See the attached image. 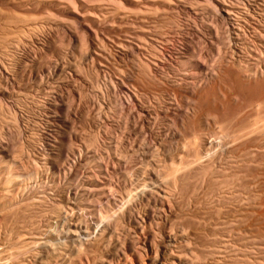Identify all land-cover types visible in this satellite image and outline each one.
Wrapping results in <instances>:
<instances>
[{
	"label": "bare ground",
	"instance_id": "1",
	"mask_svg": "<svg viewBox=\"0 0 264 264\" xmlns=\"http://www.w3.org/2000/svg\"><path fill=\"white\" fill-rule=\"evenodd\" d=\"M237 1L245 5L241 2L236 5ZM255 1L0 0V264H264V257L260 255L264 252H260L264 249V242H260L263 239H249L248 229L242 232L239 231L242 228L238 229V234L243 233L240 243L219 235L220 240L214 238L215 243L197 241L199 230L196 233L179 222L183 215L179 213L182 198L178 200L179 182L185 180L187 184L189 178H198V182L211 179L213 162L218 154L223 155L237 147L245 149L250 140L257 142L249 143L248 147L264 150V105L255 102L249 112L246 110L237 120L233 118L234 124L230 128H221L217 137L211 132L198 134L193 130L182 143L175 141L182 131L186 134L188 127L185 129L183 120L188 117L194 94L206 81L216 77V70L229 72L230 69L237 82L242 84L250 85L263 78L264 57L261 58L260 53H264V5H255ZM40 19L50 24L67 22L68 26H63L61 31L64 33H61L70 48L68 52L77 55L84 70L97 78L94 83L102 88L100 102L118 110L119 117L113 126L119 132L116 138H120V148L106 147L103 151L99 149L101 152L92 149L89 152L93 151V154L88 155L87 150L81 151L82 139H76L80 144L78 148H66L64 136L54 127L65 123L60 114H66L70 107L66 110L61 98L56 96L44 98L48 110L55 112L48 116L49 124L37 138L28 134L21 115L12 110L9 112L5 107L6 100L16 91L8 92L7 85L26 87L30 77L41 78L39 73L47 70L17 43L21 34L40 41L41 49L49 48L51 33L48 36L45 32L46 36H41L37 32ZM15 34H19L18 39ZM203 48H207L206 52ZM213 56L217 57L216 65L210 67L212 63L209 65L207 61ZM60 61L47 71L48 78L65 77L68 63L65 59ZM28 65L31 70H26ZM5 110L11 113L9 117L16 126V139L15 135L12 137L4 132V116L8 119ZM112 117L104 115V128L111 126ZM198 119L195 123L200 128L205 122L202 124L203 121L200 123ZM92 123L96 126V122ZM172 146L180 153L187 152V156L181 155L176 161H170L165 165L167 170L164 165L162 170L159 167V172L152 165L156 166L159 155ZM75 152L78 156H74ZM148 154L153 160L157 158L156 164L150 159L151 163L144 161L151 165L148 169L147 164L145 168L138 165L142 167L138 170L142 173L139 180L137 170L130 169V162L136 155L146 158ZM96 156L106 162L103 169L104 164L97 171L90 168L84 172L82 166L88 158ZM23 157L31 160L33 166L27 163L29 168L24 167L22 161L28 160L21 161ZM237 160H234L236 164L238 162L236 166L242 168L244 159ZM164 179L167 189L162 186ZM219 180L216 178L215 183L230 185L226 180ZM238 190L233 186L228 187L227 192L221 190L227 195L220 193V200L217 196L218 202L211 204L212 208L222 215L226 201L223 197H226L236 200L239 213L242 212L245 206ZM119 191L123 193L117 204L113 197Z\"/></svg>",
	"mask_w": 264,
	"mask_h": 264
},
{
	"label": "rangeland",
	"instance_id": "2",
	"mask_svg": "<svg viewBox=\"0 0 264 264\" xmlns=\"http://www.w3.org/2000/svg\"><path fill=\"white\" fill-rule=\"evenodd\" d=\"M240 2L242 3V1H240ZM240 2L237 1L235 4L236 5H240ZM255 2H257V3H255V5H260V4L264 5V0H262V1L261 0H256ZM242 5H245V3L243 2ZM41 21L42 20L40 19V21H39L40 23L38 22L37 29L39 31L36 29L37 32L40 33V35L42 34L41 36H46V35L49 36L50 34H48V33H51V35L49 36V42H50L49 43V48L47 50L41 49L40 43H39L40 41L38 42L36 40H33L29 36H26L27 38L24 36L25 39H23L24 37H22L23 35H21V34L20 35L18 34L19 36L17 34H15L14 36L15 37L16 36L19 37V39H18V37H16V39H18V42L17 43L19 45V48L22 49V47L24 46L27 52H29L30 54L32 53L31 54V58L33 56L34 59L40 61V64H42L45 67V69H47V70H43V72H41V74L39 73V77H41V78H37L36 77V79H35L33 77H30V79L27 81L28 83H26V87L20 86L21 84H19L20 87H18V85L17 86L7 85L8 88L6 87V89H9L8 92H10V91L12 92L13 90H16V91H15V93L14 92H12V93L10 92L13 95L6 100V103L5 104L7 106L5 105V107L9 110V112L16 111V113L19 114V116L21 115L23 121H25V125L27 126L28 134H30L31 136L34 135V137L37 138V136L39 135L38 133L43 128H45V126L47 125V123H48L47 121H49L48 120V116H51L53 114V111H54L53 109L48 110L47 105L45 104V102H46L47 99L45 100L44 98H46V97L49 98V95L51 97H55L56 96V98H59V99L61 98L60 99L61 100V103L66 107V110H68L69 107L71 109V110L69 109L66 112V114L64 113L63 116L60 114V117H62L63 119H65V123L64 124H59V126L56 125V127H54L59 132L60 135L64 136V145L66 146V148H68V149H70V148L71 149L72 148H74V149L78 148L79 145H80L79 142H76L78 139H82V143L85 144V145H83V144L81 145V147H82V148L80 147L81 148V151L85 153V151L87 150L86 153H88V155H89V153H90V155L93 154V151H97V150L101 152V150L103 151L104 148L106 149V147H111V149H113V148L114 149L115 148L117 149L118 147L120 148V144L118 143L120 138H116V137L119 136V132L116 131L117 129L113 126V125H115L114 123L117 122L116 120L119 117L118 110L115 107L114 108L111 107V106L108 107L107 104H106L107 105L106 106V105H104V104H102L100 102V93L99 92L101 91L100 89H102V88H101V86L99 88V86H96L97 83H94V82L97 81V78L93 75L92 72H89L88 73V71L84 70L85 68H83L84 66L82 67V62L80 60H78L79 57L77 55L76 56L78 58H76V56H74V55L72 56L68 52V50H70V48L67 45L68 43L65 41V39L63 37L64 34H62V33H64V32L61 31V30H63V28H62L63 26H68L67 25V22L66 21H62V24H61V22H59L60 24L58 22H57V24L56 23H53V24L51 23L50 24V23H44L45 21L44 22L43 21L41 22ZM41 24H43V25H41ZM57 26H58V28H57ZM56 30H57V33L55 32ZM45 32H46V35H45ZM57 35L59 36V38H58ZM56 36H57V38H56ZM53 40L55 42H53ZM206 50H207V48H206ZM206 50H204V48L202 49V51H205V52H206ZM54 51H55V53H54ZM59 51H60V53H59ZM37 52H38V54H37ZM34 55H35V57H34ZM215 56H217V55H215ZM215 56H213V58L211 59V61H207L209 65H211L210 63H212V65L210 67H212L214 64L216 65V62H215L216 60L215 59L217 57L215 58ZM260 56H261V58H263L264 57V53L261 52L260 53ZM61 57H63V58H61ZM67 58H68V60H67ZM60 59L63 60V61L65 59L66 62L69 64V65L67 64V69H66V73L67 74L65 73L66 74L65 77H63V76H61V77H54L53 76L52 78L51 77L48 78V75H46L47 74V71L50 70V69H52L53 66L56 64V62L60 63L61 62ZM27 63H29V62H27ZM26 68H27L26 70H31V68L29 67V65L26 66ZM74 68H76V70ZM78 69H79V71H78ZM80 71H81V73H80ZM226 71H228V70H226ZM226 71L224 70V72H223V69H220L219 71L216 70V77H214V79H212V80L206 81V83H204L202 85V87L196 91V93L194 94V96L192 98V101L193 102H190V104H189L190 105L189 106V109H188V111H189L188 113L189 114L187 116L190 119L187 117V118H184V120H183V122H185V126H186L185 129L187 127H188V129H186V130L184 129L186 131V134H185L184 131H182L180 134H178L179 136L175 137V141L177 143H182L183 142V139L185 141L186 138H189V136H191L193 130H197V132H199L198 134H201L202 132H203V134L204 133L205 134H209L211 132L213 135H215L217 137L218 134H221L220 133L221 132V128L222 129L223 128L224 129L225 128L226 129L230 128V126L234 124L233 123L234 122L233 121V118L237 120V118L238 117L240 118L246 110H247L246 113L249 112L248 109H249L250 106H252L253 104H256V103H260L261 105L262 104L264 105V76H263V78H260L257 81H254L252 83L250 82V85H248V83L247 84L246 83L245 84L238 83L237 80H236V78L234 77V72L231 71L230 69H229V72L230 73L229 72H226ZM82 75H83V78L84 79L82 78ZM66 76H67V79H66ZM62 78H64V79H62ZM40 79H41V81H40ZM85 79H87V80H85ZM210 81H211V83H210ZM35 84H37V85H35ZM12 86L15 87V88H13ZM54 86H56V87H54ZM52 88H54L56 90H54ZM93 89H95L97 91H95ZM61 90H63L62 91L63 94L61 93ZM54 92H55V94H54ZM16 93H17V95H16ZM79 93H81V94H79ZM27 94H28V96H27ZM59 95H61V97ZM93 97H95V99ZM89 99H90V101H89ZM31 100H32V102H31ZM93 100H94L95 103L93 102ZM65 101H67V103ZM25 102H26V104H25ZM57 102L58 101H56V103ZM61 103H59V104H61ZM87 104H88V106H87ZM92 105L94 107H92ZM99 105H102V106H99ZM9 107H11V108H9ZM86 107L88 108V110H87ZM91 108H93V109L95 108L94 111ZM262 108H264V106ZM85 110H86V112H85ZM104 110H105V112H104ZM5 111H6L5 115H7L8 119L6 118V116H4V118H5L4 119L5 121H3V125L5 127L4 128L5 129L4 132L7 133V134H11L12 137H13V135H15L14 136L15 137L14 139H16V134H15L16 133V129H15L16 126H13V124H12L13 121L11 120L12 117H9V116H11V113L9 114V113H7V110H5ZM74 111H75V113H74ZM102 112H104V113L102 114ZM110 112H111V114H110ZM89 114H90L91 117L89 116ZM93 115H94V117H93ZM104 115L105 116H109V117L110 116L111 117L113 116L111 118V120H112L111 121V123H112L111 126H106L104 128L105 125H104L103 120H102V119H104ZM82 116L84 118H82ZM87 116H89L90 118L87 117ZM96 116L99 117V119H97ZM198 117H199L198 121H200V123H201V121H203L202 124L205 122L202 125L203 127L201 126L199 128L198 123L196 125L195 122H196V120H197ZM200 118H202V120ZM94 119H95V121H92ZM203 119L206 120V121H204ZM44 120H46V121H44ZM72 120H73V122H72ZM100 120H102V123H101ZM186 120L187 121L189 120V121L187 122ZM92 122H96L95 123L96 126H94ZM11 125H12V127H11ZM99 125H101V126H99ZM193 126H194V128H193ZM196 126H198V127H196ZM6 129H7V131H6ZM14 129H15V131H14ZM10 131H11V133H10ZM99 131H100V133H99ZM206 131L208 133H206ZM114 132L115 133L117 132V133L115 134ZM214 132H215V134H214ZM75 135H76V138H75ZM180 135L182 137H180ZM113 136L115 137V139H114ZM79 137H81V138H79ZM93 138H95L94 141L96 143L93 141ZM96 139H97V141H96ZM117 139H118V141L116 142ZM83 140L85 141V143L83 142ZM113 142L115 143V145H114ZM256 142H257V140H252V141L250 140L249 143H256ZM112 143H113L114 146L112 145ZM249 143H248L247 147H245V149H243L241 147H237V148H234V149H230L231 151L230 150H228L227 152L225 151L226 153L223 152L224 153L223 155H222V153H220V154H218V157H215L216 159H214L215 161L213 162L214 163V173L215 174L214 173H213L214 175L212 174V177H211L212 182H211L210 177L209 178H204L203 181H201V182H198V178H196L197 180L194 179V178L186 179L187 180L186 181L187 184L184 183L185 180L183 182H179V189L181 191H180V194H179V189H178V194H179L178 195L179 196V199L178 200L180 201L181 198H182V200L180 201L181 203H179V208H180V211H181V212L179 211V213H180V215L183 214L181 216V218H180V220H182V221H179V222H182V223H180L181 225H185V226H183L184 228H188V229L193 230V231L196 230L195 231L196 233L199 230L198 233H197V235H198L197 236V238H198L197 241H199L200 243H203V244L204 243L205 244H208L209 242H212V243L214 242L215 243L216 242V240H215L216 238H217L218 241L220 240L219 236L220 237H223L224 236L227 239L229 238L230 240H233L232 242L240 243L241 240H242V238H243V236L241 234H243V233H240V234H238V233H239V231L242 232V230H244V229H248L249 230V233H248V236L250 235L249 239L255 238V240H257V241L258 240L260 241V240L263 239L260 242H264V207H263L264 206V150L261 149V148L260 149H256V147H253V146L252 147H248L249 146ZM108 144L110 146H108ZM93 145H94V147H93ZM116 145H118V146L115 147ZM92 149H93V151L89 152V150H92ZM99 149H101V150H99ZM175 151H176V149L174 148V146L170 147V149L168 148L166 152H164V153H162V154L159 155L160 156V159H159V157H158V159L155 158V160L157 159L156 160V163L158 162L157 163L158 166L157 165L156 166L155 165L154 166L152 165V167L156 168L160 172L164 167L166 169L167 164L169 165V163H171L173 161H176V159H179V156L182 157L181 155H183L184 158L187 156V154H186L187 152L185 153L186 154L185 155L183 153H180L179 151H176L177 153ZM75 155L78 156V152H75L74 156ZM165 155H167V157H170V158H167ZM151 157H152L151 154H148V156L146 158L143 157V156H140V155L139 156L136 155L135 157H133L134 159L131 160L132 163L130 162V165L131 164L132 165H131L130 169L132 168V171H134V170L136 171L137 170L136 171V175H137V178H139V180L141 179V174L142 173L140 174L138 172L140 170H142V167L145 168V164H147L146 165V169L149 168V165L150 164H148V163H146L144 161H149L150 159L153 160L154 158L152 159ZM153 157H154V154H153ZM252 157H254V158H252ZM98 158L101 159V160H99ZM161 158H162V160H161ZM228 158L232 162L228 161ZM242 158L244 159V162L245 163H244V165H242V168L243 169L240 168L241 167L240 165H239V168H240L239 169L236 165L238 164V162L240 160L238 161L237 159H242ZM23 159H27V158H24L23 157L21 159V161ZM140 159H142V160H140ZM27 160L28 161L23 160L22 161L23 162L22 165L24 164L23 165L24 167L27 166L26 168H29V164L30 165L32 164V166H33V163L31 162V160H29V159H27ZM102 160H104V159H102L101 157H97V156L94 157V158H88V161L85 162L87 165L84 164V167H87V168L84 169V167L82 166V170H84V172H85V170L86 171H89L91 169H93L92 171H97L98 169L101 168V166L104 163L106 164V162H104ZM155 160H153L151 162H154V164H156L155 163ZM234 160H237L238 161L237 164H236V162H234ZM142 161H143V163H142ZM150 161H149V163H151ZM164 161H166V162H164ZM135 162H137V163H135ZM140 162H141V164H140ZM27 163H29V164L27 165ZM92 164H94V165H92ZM105 164L102 166L101 169H103V167L105 166ZM134 164H135V166H134ZM161 164H162V166H160ZM138 165H140V166L142 165V167H140ZM163 165H164V167H163ZM233 165H235L236 167L235 166L233 167ZM136 167H137V169H134ZM159 167H160V169L161 168L162 169L160 170ZM216 167H217V170H216ZM227 168H229V169H227ZM236 169L238 171L239 170L240 171L238 172ZM82 170L80 172H83ZM241 170H243V171H241ZM236 172H237L238 175L236 174ZM234 173H235V175H234ZM138 175H140V176H138ZM239 176H241L240 177L241 178L240 179L241 181L238 178ZM218 177L220 178V180L222 179L224 181L226 180V181L230 182V185H228V187L233 186L234 187V190L235 189L236 190L239 189L238 191L242 193V194L239 193L240 196L242 195V197H240V199L243 198V200H240V201H244V203L242 202V205L245 206L244 207L245 210L243 209L242 212L244 213L246 210H248L247 213L246 212H245V214H242V212L239 213V210L238 209L240 208V206H239V204H236L238 202H236V200H227L226 197H223L226 201H225V204H224L225 207L223 208V211L221 209L222 215L221 214L219 215V213L214 208H212L214 206H211V204L212 205L213 204L215 205L216 202H218V199L220 200L219 195H221V194L222 195L225 194V196L227 195L226 193H221L220 191L223 190V192H227V190H228V187L226 185L229 184V183L224 184L225 186L223 184H218L217 182L215 183V179L218 178ZM232 177H233V179H232ZM257 177H258V179H257ZM236 180L238 182L240 181V183L242 184V186L238 182L236 183ZM162 181H163L162 182L163 188L167 189L166 187H164L165 185H167V182L165 183L166 179H164ZM73 183H76V182H73ZM231 183H232V185H231ZM245 184H247V185H245ZM220 186L221 187H224L226 189V191H225V189L221 188ZM244 190L246 192H244ZM122 193H123V191L122 192L119 191V193L117 192L116 195L113 197V200L115 201V203L118 204V202L121 200L122 196H120V194L122 195ZM132 195H135V194L133 193ZM261 196H262V198H261ZM213 198H216V200L213 199ZM213 200H215L214 203H213ZM182 201H183V203H182ZM260 201H262V202H260ZM199 204H201V205H199ZM247 204H249V205H247ZM235 205H237V207ZM209 206H211V208ZM228 206L229 207L232 206V208H229ZM261 206H262V208H261ZM206 207L207 208H210V209H207ZM250 208H254V209H250ZM224 209L226 211H224ZM97 210H99L98 207H97ZM255 210H256V212H255ZM211 211L212 212L214 211V212L212 213ZM188 212H189V214H188ZM237 212H238V215H237ZM78 213H81V212L79 211ZM199 213H200V215H199ZM253 213H255V215ZM256 213H257V215H256ZM228 214H231V215H228ZM185 216H186V218H182V217H185ZM219 216L221 218H219ZM85 217H86V215H85ZM87 217H89L88 214H87ZM233 217L235 219H233ZM241 218H242V220H241ZM184 219H187V221L184 220ZM236 219H238V220H236ZM185 221H186V223H185ZM200 222L202 223V225H201ZM230 223H231V225L229 226ZM199 224L201 225L200 228H199V226H200ZM224 226H225V228H224ZM214 227L217 228L216 231H214L216 229ZM205 228H206V230H205ZM239 228H242V229H239ZM200 229H201V231H200ZM207 229H208V231H207ZM238 229H239V231H238ZM222 230H223L224 235L222 233ZM227 230H228V232H227ZM217 231H218V233H217ZM200 232H201V234H200ZM219 232H221V234H219ZM203 233H204V235H203ZM213 233H215V234H213ZM258 234H259V236H258ZM260 234H261V236H260ZM253 235H255V236H253ZM234 237H237V238L234 239ZM206 240H207V242H206ZM34 245H37V244H34ZM262 251H264V249H262L260 252H262ZM260 255L262 257H264V252H262V254L260 253Z\"/></svg>",
	"mask_w": 264,
	"mask_h": 264
}]
</instances>
